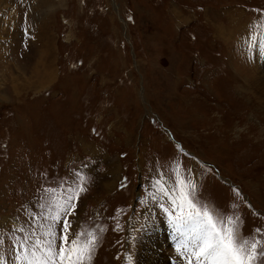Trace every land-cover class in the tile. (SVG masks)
Wrapping results in <instances>:
<instances>
[{"label":"rangeland","instance_id":"374dc122","mask_svg":"<svg viewBox=\"0 0 264 264\" xmlns=\"http://www.w3.org/2000/svg\"><path fill=\"white\" fill-rule=\"evenodd\" d=\"M261 69L264 0H0V264L80 177L87 264H187L177 165L264 240Z\"/></svg>","mask_w":264,"mask_h":264},{"label":"snow or ice","instance_id":"6c2138e0","mask_svg":"<svg viewBox=\"0 0 264 264\" xmlns=\"http://www.w3.org/2000/svg\"><path fill=\"white\" fill-rule=\"evenodd\" d=\"M84 183L85 179L80 177L79 184L75 188L69 187L66 194L56 188L46 189L52 195L40 207L47 208V211H42L41 220L36 221L39 231L34 229L25 237V243L21 245L24 254L19 259L26 264H87L92 259L98 240L96 233L77 232L68 219L76 208L73 201L86 191ZM177 184L178 194L173 203L179 215L174 220L189 226V238L179 245L184 250L181 255L186 258L187 264H264V240L258 236H242L239 216L214 214L208 205L198 206L194 199L196 184L180 175L179 165ZM154 186H159L158 191L167 195L161 181L156 180ZM42 220L51 223H43ZM255 232L259 234L261 230L257 228ZM28 240L33 241L30 246L27 245Z\"/></svg>","mask_w":264,"mask_h":264},{"label":"bare ground","instance_id":"6f19581e","mask_svg":"<svg viewBox=\"0 0 264 264\" xmlns=\"http://www.w3.org/2000/svg\"><path fill=\"white\" fill-rule=\"evenodd\" d=\"M263 71H264V69L259 70V75L256 77L255 84L257 87H259V88L262 87L264 89V73H262ZM258 81H261V83L263 85L258 83Z\"/></svg>","mask_w":264,"mask_h":264}]
</instances>
